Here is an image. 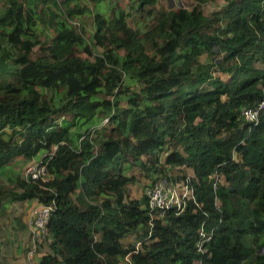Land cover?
Instances as JSON below:
<instances>
[{"label": "trees", "instance_id": "obj_1", "mask_svg": "<svg viewBox=\"0 0 264 264\" xmlns=\"http://www.w3.org/2000/svg\"><path fill=\"white\" fill-rule=\"evenodd\" d=\"M203 1L163 15L149 28L145 51V38L128 26L131 8L113 0H0V64L9 79L0 81V131L27 134L9 148V132H0V160L5 151L26 165L43 160L51 176L46 183L25 182L19 195L0 186V196L55 205L49 253L36 264H264V116L251 124L242 115L264 98V0H227L223 36L214 43L194 38L210 25ZM154 3L138 0L136 11ZM83 18L92 29L88 41L83 27L71 24ZM244 40L262 48L240 50ZM81 53L86 58L76 56ZM203 53L217 57L206 64ZM220 72L226 81L215 76ZM91 79L102 84L89 89ZM69 81L76 84L70 96ZM207 81L211 89L200 88ZM48 92L58 96L56 103L43 100ZM65 110L73 114L58 125L52 118ZM92 121L79 133L80 124ZM175 125L183 127L179 134ZM172 135L184 155L173 151L164 165L191 170L180 181L193 200L160 216L146 196L126 200L133 178L124 172L134 166L157 171V149ZM119 157L128 163L124 168ZM200 228L208 239L199 238ZM128 234L138 236V247L123 249L120 240Z\"/></svg>", "mask_w": 264, "mask_h": 264}, {"label": "rangeland", "instance_id": "obj_2", "mask_svg": "<svg viewBox=\"0 0 264 264\" xmlns=\"http://www.w3.org/2000/svg\"><path fill=\"white\" fill-rule=\"evenodd\" d=\"M113 1L115 2L116 7L123 9V10L125 9V11H128L129 7L131 8L129 9L130 13H128V18H127L128 26L132 30L139 32V34L143 38H145L146 42L143 45L144 46L143 48L145 51H148V47L150 45L149 38H152V36L149 35V33L147 32L150 27L157 26V24L160 22V19L163 15L168 14L169 12H171L170 14H177L181 9H186L190 11L194 6H198L200 4L198 0H155V3L153 6L147 5V4L143 5L142 6L143 10L140 13L136 11L137 6H138V0H113ZM81 4L84 5L83 0H81ZM201 4L202 5L200 6V9L202 11V14L204 15L203 17H207L210 19V25L218 26L219 28L216 29L215 27L207 25L206 27L200 29L199 35L194 36V38L202 37V35H204L207 38H211L212 42L214 43L215 39L221 38L223 36L221 35L220 32L224 28L225 21L223 19L224 15L221 13L223 10H225L228 2L227 0H207V1L204 0ZM147 11L149 12V14H147ZM215 14H219V15L215 16ZM215 20L218 21V23H216ZM221 20L223 21V23L221 22ZM71 24L75 26L77 31H80L81 26L83 27L82 30L84 31L83 36H84L85 41H88L89 38H91L92 29L87 19L83 18L82 21L78 20V23L71 22ZM250 40H244L242 42H239L238 48L240 50H248V51L252 50L254 54L256 52H259L262 46H258L256 45V43L252 44ZM100 50L101 49L99 48L97 49V51H100ZM216 52L219 53V50L217 49ZM76 56L80 58H86V55L82 53ZM216 57L217 55H209V54L203 53L199 56V59L201 62L207 64V63H210L212 60H214ZM90 60L92 59L90 58ZM253 65H255L256 67H259L260 65L259 61L255 59L253 62ZM6 68L8 67L5 66V64H0V81L3 83L9 80L7 77ZM217 75L222 81H226V79L228 78V75L223 74L222 72L215 74V76ZM91 82H93V84L90 83L91 85L89 86V89L98 88V86L102 84L99 80H94V79H91ZM207 84L209 85L210 82L207 81L200 88H203L205 90L211 89V87H209ZM68 89L69 91H67V95L70 96L75 92L76 84L69 81ZM58 91H59L58 96H60L61 93L63 92L62 88H59ZM58 96L56 94L48 92L43 95V100L47 102L48 104H51L54 102L56 103L58 101ZM105 99L108 100V102L106 103V105H108V103H110L111 101V98H105ZM120 99H122L121 104L124 105L123 97H121ZM148 99L152 100L153 103H155V100L153 99L152 96L151 98L148 97ZM72 114L73 113L71 111L65 110L63 112L56 113L52 119L54 120V122H56L59 125V124H62L63 121L70 119ZM159 118L163 120L165 118V113L160 115ZM93 123H95V121H92L91 123L80 124L81 126L79 127L80 128L79 133H82V132L84 133V131H86L88 127L90 128V126H92ZM101 126H106V125L102 124ZM175 126H176V131L179 134L183 130V127L182 126L178 127L177 125ZM170 127H171V124L168 125L169 129ZM22 131L23 130L21 129L20 131L18 130L14 133H11V131H8L7 129H5L0 132L1 133L9 132L7 134V137L9 135V137L11 138L9 141V148H12L14 147L15 144L20 143V141L24 140L25 137L27 136V134ZM150 131L151 129H149V132ZM92 134L93 132H91L90 136L87 135V137L90 138ZM84 139L85 137L83 136L81 137L80 141ZM178 140H179V136L172 135L170 136L169 143H166L164 146L157 149L158 150L157 165L159 166L156 168L157 171H153V170L144 171L134 166L129 171L124 172V175L126 174L125 176L127 177L130 176L131 178H133V180L131 179L125 188L127 192L126 200H134V199L139 200L140 198L144 197L147 189L157 179L160 178L157 176H159L158 174L162 173L163 171H165V175L167 178L166 177H161V178L166 179L170 183L176 184L178 186L180 193H182V191H185L184 184L182 185V183L184 182L180 181V178L182 174H185L187 178L191 177V170L186 169V168H173L171 166L164 165V160L166 156L171 154L173 151L180 152L184 155L183 147L180 145V143H178ZM133 142H135V140H133ZM92 145H93L92 151L98 154L101 149V146H100L99 140L95 139L94 135H93ZM1 154L2 155H1V160H0V167L2 169L0 170H3L1 171L3 172V175H1L0 173V184L16 185L17 187L13 189V193H14V190H16L17 194L19 195L21 192H23L25 186H27V184L25 183L26 181L24 180V171H23L26 163L24 164V160L22 159V157H17V156L11 157V154H8V152L6 151L5 153L1 152ZM5 155L7 156L6 159H4ZM39 158L35 160H38ZM126 158H127L126 161H130L131 155L127 154ZM3 159L4 161H2ZM141 160L143 162H146L147 157L143 156L141 157ZM118 161H121L122 163H124V166L122 168H124L128 164L126 163L125 159L123 158L120 159V157L118 158ZM151 163H153V160L151 161ZM168 177L171 180H169ZM49 179H51V176H49ZM215 179L219 182H222V178L218 179L216 177ZM32 201L38 204V206L32 207L33 206L32 205L31 207H29V208H32V211H31V217L29 216L30 215L29 214L28 216L30 218L28 217L27 219L25 218V220L27 221L26 229L24 227V223L19 221L21 222L19 224L21 226H18V232L21 238L19 241V251H18V255L20 256L18 257H14L12 253V251L18 244L15 243L16 242L15 241L16 232L14 230L15 226H13L11 222L15 218H18L17 220H21L24 217L23 216L19 217L20 214H19L18 208L10 207V204L7 206H3V209H0V251L4 254H8V257H7L8 264H36L37 263L36 260L41 255H43L45 252L46 254L49 253L50 237L48 238V236L47 237L43 236L40 238L39 241L32 242L31 229L33 230V224H32L33 223V212L41 205L39 201L36 199H32ZM12 231H14V234ZM137 239H138V236L136 234H128L120 240L121 242L120 244L122 245L123 249L127 250L130 247L129 245L135 244L136 246L139 243Z\"/></svg>", "mask_w": 264, "mask_h": 264}, {"label": "built area", "instance_id": "obj_3", "mask_svg": "<svg viewBox=\"0 0 264 264\" xmlns=\"http://www.w3.org/2000/svg\"><path fill=\"white\" fill-rule=\"evenodd\" d=\"M242 115L246 122L256 124L259 117L264 116V98L256 106L245 108L242 111ZM23 171L26 182L46 183L49 180L47 162L43 160L29 162ZM184 189L185 191L180 193L176 184L170 183L164 178L157 179L147 189L145 194L149 210L158 212L160 216L163 212L173 208L180 211L185 205V200L192 198V191L188 188L187 184H184ZM54 206L53 203L45 206L40 205L33 212V230L31 229L32 242H37L41 237L47 236V227ZM199 238L208 239L209 236L203 229H200ZM198 250L203 252L202 244L198 245Z\"/></svg>", "mask_w": 264, "mask_h": 264}, {"label": "crops", "instance_id": "obj_4", "mask_svg": "<svg viewBox=\"0 0 264 264\" xmlns=\"http://www.w3.org/2000/svg\"><path fill=\"white\" fill-rule=\"evenodd\" d=\"M1 188L5 191H8V192H12L13 193V189L16 188V186L14 184H0ZM14 193L17 194L16 190H14ZM8 194V193H6ZM4 194L2 197L0 196V209H3V206H7L10 204V207H17L18 210H19V217L20 216H23L24 218H20L21 220H17L18 218H15L14 220H12V225L15 226L14 227V230H15V243H17L18 245L14 248V250L12 251L13 253V256L14 257H18L20 255H18V251H19V241H20V238L21 236L19 235V232H18V226H21L19 225L21 222L24 223V227L26 229V224H27V221L25 220V218L27 219L31 217V211H32V208H29L31 207H37L38 204H36L35 202H33L32 200H18L17 198H10L8 195ZM28 202V203H26ZM12 205V206H11ZM30 214V215H29ZM30 217H29V216ZM21 221V222H19ZM13 234H14V231H12ZM10 254V253H9ZM7 257H8V254H4L0 251V264H8L7 263ZM38 261V259L36 260ZM24 263V262H23Z\"/></svg>", "mask_w": 264, "mask_h": 264}, {"label": "clouds", "instance_id": "obj_5", "mask_svg": "<svg viewBox=\"0 0 264 264\" xmlns=\"http://www.w3.org/2000/svg\"><path fill=\"white\" fill-rule=\"evenodd\" d=\"M259 118H260V117H259ZM257 121H258V120H257ZM256 123H257V122H256ZM182 184H185V183H182ZM187 186H188V185H187ZM188 188H189V187H188ZM191 196H192V194H191ZM146 199H147V198H146ZM189 199L193 200V197H192V198H189ZM189 199H187V200H189ZM187 200H185V204H186V201H187ZM147 204H148V203H147ZM184 206H185V205H184ZM183 208H184V207H183ZM183 208H182V209H183ZM182 209H181V210H182ZM181 210H180V211H181ZM200 229H201V228H200ZM200 229H199V230H200ZM198 235H199V233H198ZM138 245H139V243L136 245V247H138Z\"/></svg>", "mask_w": 264, "mask_h": 264}]
</instances>
